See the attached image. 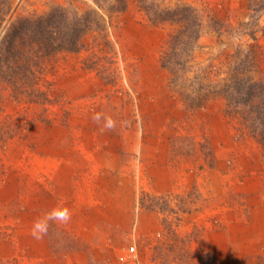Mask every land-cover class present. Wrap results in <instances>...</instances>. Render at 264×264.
Instances as JSON below:
<instances>
[{"label": "rangeland", "instance_id": "rangeland-1", "mask_svg": "<svg viewBox=\"0 0 264 264\" xmlns=\"http://www.w3.org/2000/svg\"><path fill=\"white\" fill-rule=\"evenodd\" d=\"M9 1L0 39L16 16L96 7ZM158 1L202 17L184 87L205 104L182 102L161 65L172 27L134 0L107 38L49 59L37 103L5 111L15 135L0 139V264H264L263 147L215 90L234 70L264 83V34L248 33V0ZM64 209L66 223L49 219Z\"/></svg>", "mask_w": 264, "mask_h": 264}, {"label": "trees", "instance_id": "trees-1", "mask_svg": "<svg viewBox=\"0 0 264 264\" xmlns=\"http://www.w3.org/2000/svg\"><path fill=\"white\" fill-rule=\"evenodd\" d=\"M128 1L94 0L96 7L82 13L72 5H53L41 15L16 16L8 23L0 39V139L15 135V128H11L14 123L5 114L7 105L14 108L22 102L37 103L36 98L41 94L36 88L38 76L47 61L59 53L80 52L87 46L85 39L90 33H96L102 40L107 38L110 19L124 12ZM134 2L151 24L168 23L172 27L165 40L167 50L161 57V65L171 71V85L174 81L177 83L179 87L175 89L186 107L203 106L206 97L195 98L197 91L192 93L184 87L186 81L191 84V80L185 77L184 63L188 62L200 36L202 17L193 6L179 2L172 7L158 0ZM247 8L250 17L248 33L251 37L256 30L264 34V24L259 23L260 14L264 13V0H248ZM10 10V1L0 0V26ZM100 45L93 43V48ZM215 88L217 95L225 100L228 111L237 115L241 113L245 125L262 144L264 156V83L234 70ZM184 89L194 96L189 98Z\"/></svg>", "mask_w": 264, "mask_h": 264}, {"label": "clouds", "instance_id": "clouds-1", "mask_svg": "<svg viewBox=\"0 0 264 264\" xmlns=\"http://www.w3.org/2000/svg\"><path fill=\"white\" fill-rule=\"evenodd\" d=\"M97 120H99V117L97 116L96 117ZM108 127H112L113 126V122L109 119L108 121ZM49 219H54V220H57V221H60V222H63V223H66L69 219H70V213L68 212L67 209H64L63 211L61 212H58V213H53ZM36 229L37 231H34L33 232V235L36 239H41L42 238V235L45 234L47 232V225H40V224H37L36 225Z\"/></svg>", "mask_w": 264, "mask_h": 264}]
</instances>
